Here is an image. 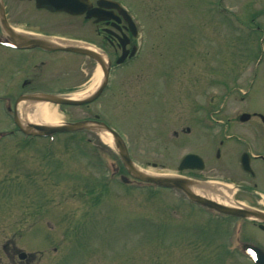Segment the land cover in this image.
<instances>
[{"label": "rangeland", "instance_id": "rangeland-1", "mask_svg": "<svg viewBox=\"0 0 264 264\" xmlns=\"http://www.w3.org/2000/svg\"><path fill=\"white\" fill-rule=\"evenodd\" d=\"M3 1L12 27L89 43L112 61L95 102L50 103L58 123L96 114L119 132L140 169L222 183L233 202L264 210L255 195L264 197L262 166L251 163V179L239 165L241 152L264 153V126L253 116L264 117V0H115L137 28V53L120 66L91 22ZM20 56L29 59L18 63ZM98 69L77 55L0 50V98H16L13 78L35 72L45 92L72 95L98 79L95 89ZM3 103L0 131L14 129ZM243 113L251 118L241 123ZM95 137L102 154L91 153ZM100 139L83 132L27 147L21 136L0 141V264H252L242 244L264 248V234L249 222L196 208L178 192L121 185L111 175L113 147ZM186 154L201 157L204 169L177 172ZM253 183V196L235 187ZM19 252L31 258L22 262Z\"/></svg>", "mask_w": 264, "mask_h": 264}, {"label": "water", "instance_id": "water-1", "mask_svg": "<svg viewBox=\"0 0 264 264\" xmlns=\"http://www.w3.org/2000/svg\"><path fill=\"white\" fill-rule=\"evenodd\" d=\"M23 1V0H20ZM30 1V0H28ZM37 8H44L51 12H65L70 15H81L84 14L86 19L94 18V22L103 21L105 19H114L119 21L118 15L114 14V10L124 19L127 24V28L132 36H136V28L134 23L132 22L130 16L124 11L117 2L111 0H98L96 2V7H92L91 3L88 0H34ZM0 26L2 30L13 40L20 43L22 46H30V47H40L46 51H66L71 53H76L80 55L87 56L94 60L100 67L102 72L101 82L97 86V88L84 96L83 98H71L67 96H58V95H50V94H34V95H23L18 98L17 101H25V102H49L56 105H68V106H81L86 105L99 97V95L104 90L110 70V61L104 58V55L100 52H97L94 49H91L86 46L79 45L77 43H67L62 41H51L48 38H39L31 35H23L14 33L6 22L4 7L2 4V0H0ZM118 42L121 46L122 52L120 56L116 59L115 63H122L127 57H131L136 48L133 47L131 51L125 49L126 44L129 42L128 38L123 34L121 37H118ZM250 118L248 114H241L239 116L240 122H246ZM262 118V117H261ZM16 124L18 128L23 133H30V131H37L38 135H50L54 132H75L84 128H91L100 130L102 132H110L114 138V143L118 152L119 157L121 158L123 165L127 171V173L142 182L154 183L157 186L164 188H177L182 190L187 197L195 202L196 204L213 208L219 212L224 214L232 215L235 217L248 218L251 220L258 221L260 223H264V213H261L256 210H252L249 208H245L242 206H237L236 208H228L221 204H218L212 200L204 198L192 191L194 186H199L197 183L192 182L190 180L182 179L179 177H171V176H162V175H150L132 164L130 159L128 158L126 148L123 142L118 138V136L111 132L104 124L100 122H90V121H78L74 123H67L62 126H49V125H39V124H31L26 125V127L20 126L18 120H16ZM27 128V129H26ZM241 166L247 171L251 172L248 156L247 154H243L241 157ZM204 168V164L200 157L188 154L185 155L177 169L181 170H202ZM190 189V190H189ZM260 228L264 231V226L260 225ZM246 251L252 255L256 256L257 261L260 264H264L261 259V254L257 248H252L247 246ZM25 254H21L20 258H23ZM260 258V259H259Z\"/></svg>", "mask_w": 264, "mask_h": 264}, {"label": "flooded vegetation", "instance_id": "flooded-vegetation-1", "mask_svg": "<svg viewBox=\"0 0 264 264\" xmlns=\"http://www.w3.org/2000/svg\"><path fill=\"white\" fill-rule=\"evenodd\" d=\"M95 26V33L97 35L98 38L101 39V42L103 43V45L109 47L110 49H112V52L114 54L116 53H119L120 50H119V47H118V39L116 38V35H120L121 33H124V34H127V30H126V26L124 25V23L122 21H119V22H111V21H103L99 24H96L94 25ZM5 53L7 52H15L17 54L19 53H41V54H53V53H45V52H42V51H32V50H29V51H21V50H6V49H2ZM1 50V51H2ZM21 59L19 58V61L18 63H23L25 61H27L29 59V57H25L23 58L22 56H20ZM31 57V56H30ZM9 62V61H8ZM19 65V64H17ZM32 65L36 68V63H32ZM43 65V64H42ZM2 68H6V66H3L1 65ZM7 70L5 69V72ZM38 71V70H36ZM7 73V72H6ZM20 71L18 73H15L14 75L16 74H19ZM7 75V74H5ZM32 77V78H31ZM22 76L21 74L16 76V78H13L12 80V83L14 86L17 85V88L20 89V93H30V92H37V91H42V92H45V90H41V89H38L40 88V85L36 84L37 83V79L40 77V73L38 72H35L32 74V76ZM9 80V78L7 79ZM36 89V91H35ZM19 93V94H20ZM45 93H49V94H56L58 92L56 91H46ZM220 156V155H219ZM241 157V154L239 155V159ZM240 161V160H239ZM249 161H250V166H251V163L252 162H258L260 164V166H262V169H263V174H264V153H259V154H249ZM259 166V167H260ZM242 172V175H245V177L247 176L248 178H251L253 179L256 174L253 172V174H247L245 173L244 171H241ZM186 173H192V172H186ZM241 175V176H242ZM258 172H257V176H258ZM188 177H193L195 178L194 175H187ZM257 181H258V178H257ZM241 182H246L244 180H242ZM247 184V182H246ZM236 187H241L244 191H246V187L245 186H241L239 184H235ZM253 188H256L257 187V183H253L252 185ZM252 194V193H251ZM255 195L259 196L261 199H263V203L261 204V200H259V204H261L263 207H264V197L261 195V194H257L255 193ZM252 225L256 226L257 230H259L260 232H263L261 231L260 229H258V225L256 223H253L251 222Z\"/></svg>", "mask_w": 264, "mask_h": 264}, {"label": "bare ground", "instance_id": "bare-ground-1", "mask_svg": "<svg viewBox=\"0 0 264 264\" xmlns=\"http://www.w3.org/2000/svg\"><path fill=\"white\" fill-rule=\"evenodd\" d=\"M85 46V45H82ZM91 48L90 46H88ZM105 58V57H104ZM97 77L99 78V69L96 71ZM98 83V79L96 83L89 87L88 89L72 94V98H83L87 94L91 93L94 90V86ZM93 88V90H92ZM23 104L20 105L22 107V113L25 115L24 118L28 122L33 123H42V124H58L57 117H56V109L50 103L44 102H22ZM104 141L109 142L110 139L104 137ZM194 193L209 197L217 202H220L224 205H230L233 203L230 197V190L225 185L220 186L217 183L214 184H207L202 188H195Z\"/></svg>", "mask_w": 264, "mask_h": 264}, {"label": "trees", "instance_id": "trees-1", "mask_svg": "<svg viewBox=\"0 0 264 264\" xmlns=\"http://www.w3.org/2000/svg\"><path fill=\"white\" fill-rule=\"evenodd\" d=\"M68 136H72V135H68ZM1 143H2V142H0V144H1ZM18 143H19V145H21V146H23V147H27V146L32 145L31 142H27V141H23V142H22L21 140H20ZM4 181H7V179L4 178ZM43 202H44V203H47L46 201H43ZM40 208H43V205H42V204L40 205ZM24 218H25V217H24Z\"/></svg>", "mask_w": 264, "mask_h": 264}]
</instances>
